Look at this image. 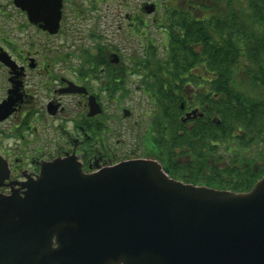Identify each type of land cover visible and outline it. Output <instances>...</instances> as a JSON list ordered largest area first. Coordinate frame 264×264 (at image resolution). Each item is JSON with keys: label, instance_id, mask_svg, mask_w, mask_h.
I'll use <instances>...</instances> for the list:
<instances>
[{"label": "water", "instance_id": "water-1", "mask_svg": "<svg viewBox=\"0 0 264 264\" xmlns=\"http://www.w3.org/2000/svg\"><path fill=\"white\" fill-rule=\"evenodd\" d=\"M0 264H264V176L236 192L175 179L156 158L93 173L58 159L25 197L0 195Z\"/></svg>", "mask_w": 264, "mask_h": 264}, {"label": "flooded vegetation", "instance_id": "flooded-vegetation-1", "mask_svg": "<svg viewBox=\"0 0 264 264\" xmlns=\"http://www.w3.org/2000/svg\"><path fill=\"white\" fill-rule=\"evenodd\" d=\"M116 1L61 0L59 26L54 31L57 0H36V11H28L25 0H0V173L4 175L0 195L25 197L43 166L58 159L75 160L85 173L134 159L119 155L122 120L134 115L122 104L123 93L129 96L139 90L150 97L145 111L150 119L148 142L142 144L148 150L138 158L160 161L150 137L156 97L173 90L192 100L196 93L208 91L195 85L169 89L167 82L160 81L161 72L151 71L153 59L162 61L166 69L167 56H148L153 38L148 31H139L148 26V16L155 14L152 21L163 28V42H168L169 26L161 22L169 11L157 14L158 3L150 1L142 3L143 11H96L104 4L109 9ZM151 4L156 5L154 11H148ZM133 5L137 0H129V6ZM91 21L104 26L96 36L108 54H102L99 43V55H71L74 43L69 36L74 30L89 29ZM105 29L113 31L114 40ZM133 41L144 48V57L123 55L122 46ZM135 74L139 79L133 86ZM91 96L101 109L96 114H91ZM181 106V120L194 108L203 112L199 107ZM204 115L183 121L191 126Z\"/></svg>", "mask_w": 264, "mask_h": 264}, {"label": "trees", "instance_id": "trees-1", "mask_svg": "<svg viewBox=\"0 0 264 264\" xmlns=\"http://www.w3.org/2000/svg\"><path fill=\"white\" fill-rule=\"evenodd\" d=\"M163 2L169 11L166 69L153 59L151 71L161 72L169 89L208 91L192 100L173 90L156 97L154 152L173 178L249 191L264 176V0ZM152 44L147 54L157 57ZM182 103L205 115L189 126L180 118Z\"/></svg>", "mask_w": 264, "mask_h": 264}, {"label": "rangeland", "instance_id": "rangeland-1", "mask_svg": "<svg viewBox=\"0 0 264 264\" xmlns=\"http://www.w3.org/2000/svg\"><path fill=\"white\" fill-rule=\"evenodd\" d=\"M119 1L120 0H117L115 5L111 3V6L109 9H108V6L104 4V7L101 10H96V11H115V9H118L117 11H119L120 9L121 11H143L142 3H144L145 1L158 3V7L156 9V11H158L157 14L161 15L164 11H166V5L163 2V0H137V5L135 6L133 5V7L129 6V0L128 1L122 0L123 2L122 5H125V4L128 5L127 8L125 9L123 8L122 5L119 4ZM154 17H156L155 14L149 15L148 16V22H149L148 26L143 27V29L140 30L139 32L144 33L145 30L148 31V33L150 34V36H152L153 41H155L158 47V51L160 52L159 56L162 58L166 56L167 54L166 50L163 48V44H164L163 36L164 35L162 34L163 33L162 31L164 30L163 28L160 27V25L155 26V22L152 21ZM166 20L165 19L162 20L161 23L165 24L164 21ZM93 22L92 21L88 22L90 26H89V29H87L86 31L74 30V33L72 34V36H69L70 43L71 42L74 43V45L71 46L70 48L71 55H74V56L99 55L100 51H99L98 45L100 43L99 41L100 38L97 37L98 36L97 34L101 33L99 29L100 28L104 29L103 28L104 26L103 25L98 26V23H96L97 24L96 26V24L94 25ZM140 27H141V24H140ZM112 32H113L112 30L105 29V33L109 34L110 40H114V38L112 37L113 36ZM165 32L167 33L168 31L165 30ZM93 34L95 37L93 36ZM165 40H168V38H165ZM108 43L113 44V41L108 42ZM100 45L102 47V51H101L102 54L104 55L108 54L104 51L105 48H103L101 43ZM125 46L126 47L122 46L123 55H129L130 57H136L137 59L145 56V53L143 51L144 48L138 45L136 42L133 41L132 43H129V44L127 43ZM110 49L111 48H109V50ZM131 77H132L133 86H134V83H136V81L139 79V76L135 74L134 76H131ZM121 98H122L121 102L123 106L130 107L133 110L134 115L129 119L122 120V131H124V133H123V136H121V141L123 142V144L121 143L122 147H120L119 155L121 157L123 155H127V157L138 158L140 156H143L144 150H148L145 147H143L142 144L144 141H147V134H148L147 130H148V124H149L150 119L149 117L145 115V111L149 107L150 97L146 93H143L138 90V91H134L133 94L129 96L123 93ZM136 121L138 123H136ZM130 154H134V155H130Z\"/></svg>", "mask_w": 264, "mask_h": 264}]
</instances>
